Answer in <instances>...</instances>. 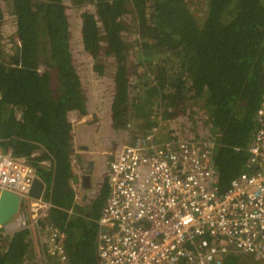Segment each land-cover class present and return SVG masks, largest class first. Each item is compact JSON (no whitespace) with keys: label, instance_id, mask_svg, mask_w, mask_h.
<instances>
[{"label":"trees","instance_id":"trees-1","mask_svg":"<svg viewBox=\"0 0 264 264\" xmlns=\"http://www.w3.org/2000/svg\"><path fill=\"white\" fill-rule=\"evenodd\" d=\"M0 2L10 5L14 17L6 18L0 7V149L23 158L44 184L42 197L52 208L41 225L48 222L64 234L66 263L98 264L97 220L109 186L106 179L95 198L82 204L71 186L68 113L83 115L87 104L72 55L69 0ZM78 8L86 73L95 79L111 75L113 129L131 121L126 144L158 122L166 133L172 124L195 141L212 139V168L223 193L247 171L257 126L264 0H87ZM93 83V90L109 86ZM32 244L27 228L0 229V264H34ZM223 264L261 263L232 253Z\"/></svg>","mask_w":264,"mask_h":264},{"label":"built area","instance_id":"built-area-1","mask_svg":"<svg viewBox=\"0 0 264 264\" xmlns=\"http://www.w3.org/2000/svg\"><path fill=\"white\" fill-rule=\"evenodd\" d=\"M256 119L247 171L221 194L210 138L195 141L172 124L166 133L158 122L115 155L108 152L109 192L97 220L98 264H223L232 253L253 255L264 264V87ZM163 135L168 139L160 140ZM36 178L23 158L0 149V189L20 197L18 213L1 228L35 231L41 260L34 264H67L64 234L48 222L41 225L52 204L42 194H29Z\"/></svg>","mask_w":264,"mask_h":264},{"label":"rangeland","instance_id":"rangeland-1","mask_svg":"<svg viewBox=\"0 0 264 264\" xmlns=\"http://www.w3.org/2000/svg\"><path fill=\"white\" fill-rule=\"evenodd\" d=\"M87 3V0L81 2H77L76 0H69V2H67L66 9H67V13H68V19H69V23H70V34H71V38H70V42L72 45V55L75 56V61H76V65L81 69V78L83 80V96L86 98L87 102L89 103V106L92 107V105L94 104L93 101L99 103L98 107H101L103 110H105V108L108 106L109 101H108V97L111 95V93L113 92V86H112V79H111V75L107 72V73H102L99 77H97L95 79V77L88 76L87 75V67H86V63L83 61L84 57L83 54L81 53V46H80V33H79V19L76 18L75 16V11L77 7H80L78 9H81V5H83L84 3ZM0 7H3L4 9V14L6 16V18H13L14 21V17L10 8V5H8V3H3L0 2ZM11 15V16H10ZM10 20V19H9ZM5 27V24H4ZM12 30V29H11ZM125 37L126 38H131L132 34L131 33H127L125 32ZM130 64H132L131 66L129 65L130 69L132 68L133 70H135L134 68V63H132V60L130 59ZM42 69L44 68L43 66L41 67ZM92 74V73H91ZM105 75V76H103ZM93 80L98 82L99 84H102L103 82H105L106 84H109L108 89H96L93 90L94 86H92ZM92 90V91H91ZM97 105V104H94ZM200 116V115H199ZM94 121H96L95 119H93ZM112 119L111 117H107L106 119L103 120V124H101L100 128L101 129H106L107 132L111 133L110 135V139L108 140L105 135V138H99V140L91 145V149L92 151H94V153L92 154L93 156V160L95 162V164H101L105 161H108V156L107 153L111 152L112 156L113 154L115 155L118 151H119V143L125 145L127 143V141H129L130 139V135H131V131L134 130L133 128V124L131 123V121H129L128 124H126V126L122 127V131L121 133H115V132H111L109 131V129L111 128L109 125H112ZM118 148V149H116ZM104 150L103 153H101L100 151ZM99 160L97 163L96 161ZM108 164V163H107ZM102 180L104 179L105 182V176L104 173L102 175ZM104 182L102 185H100L101 187L104 185ZM98 185V187L93 183V185L88 188V190H82L81 194H85L84 197V201L86 200V198H90L94 195H96V191L98 190V188L100 187ZM100 187V188H101Z\"/></svg>","mask_w":264,"mask_h":264},{"label":"crops","instance_id":"crops-1","mask_svg":"<svg viewBox=\"0 0 264 264\" xmlns=\"http://www.w3.org/2000/svg\"><path fill=\"white\" fill-rule=\"evenodd\" d=\"M75 68H76V71L79 73L81 82L83 83V80L81 78V72H82L81 69L77 65H75ZM83 86H82V88H83ZM112 94H113V92L111 93V95ZM111 95L108 97L109 102L111 100V98H110ZM85 102H86V104L88 103L87 100ZM93 102H94V104H99L95 101H93ZM94 104L90 108L89 103H88L86 105V112L87 113H85L83 115L78 113V112H74V111L70 112L68 114V119H69V121L73 127L72 128V131H73L72 145H73V150H74L73 153H74L75 158L77 159V164H74V163L72 164L73 175L71 178V186L75 192V200H76V202H78L80 204L83 203L81 201L85 197V194H81L82 190H88V188H90L93 185V183L97 187H98V185L100 186L103 184L104 179L102 180V177H103L102 175L104 173V169L108 165L107 163L109 162L110 158H112V157H110L108 161H105L101 164H95V162H94L95 159L93 160L92 154L94 153V151H92L90 146L95 144L99 140V138H105V135H106L105 132H107L106 129L100 128L101 123L103 121H101L100 119L98 120L94 116L93 112L95 111L96 108H98V105L96 106ZM92 114L95 117L96 121L93 120ZM109 126L111 127L109 129V131H111V132L116 131L113 129L112 125H109ZM117 131L115 133H118ZM100 152L103 153L104 150H101ZM98 161L99 160H97L96 163ZM85 175L89 176L88 181H86V185H84V183L82 181V178ZM74 176H76V180L73 178ZM100 187L98 189H100ZM43 191H44V189H43ZM43 191H42V195H43ZM95 193L97 194L98 190ZM91 198H95V195L93 194V196L90 197V201H91ZM1 230L3 232H6V233L12 232L10 227L6 228V229L1 228ZM29 230H30L31 239L33 242L32 248H33V253L35 255L34 262L35 261L40 262L41 255H40V250L38 247V241H39L38 237H37L34 230H32V229H29Z\"/></svg>","mask_w":264,"mask_h":264},{"label":"water","instance_id":"water-1","mask_svg":"<svg viewBox=\"0 0 264 264\" xmlns=\"http://www.w3.org/2000/svg\"><path fill=\"white\" fill-rule=\"evenodd\" d=\"M15 143V141H14ZM76 180V176L73 177ZM89 176L85 175L82 178L84 185L88 181ZM44 189L43 183L40 179L33 180L29 194L31 197L38 198ZM20 209V197L7 190L0 189V228L8 224Z\"/></svg>","mask_w":264,"mask_h":264},{"label":"flooded vegetation","instance_id":"flooded-vegetation-1","mask_svg":"<svg viewBox=\"0 0 264 264\" xmlns=\"http://www.w3.org/2000/svg\"><path fill=\"white\" fill-rule=\"evenodd\" d=\"M40 70H42V68H41V66H40ZM88 104V103H87ZM91 108V107H90ZM93 111V110H92ZM94 113V116L99 120H101V121H103L104 119H106L107 117H111V119H112V112H111V110H110V105L108 104V106L105 108V110H103L101 107H98V108H96L95 109V111L93 112ZM93 116V114H92V118L93 119H95V117ZM113 121V120H112ZM101 124H103V122L101 123ZM121 131H122V129H119L117 132L118 133H121ZM107 139L109 140L111 137H110V133L109 132H107ZM122 146H123V144H120L119 143V150L122 148ZM118 148H116V149H118Z\"/></svg>","mask_w":264,"mask_h":264},{"label":"clouds","instance_id":"clouds-1","mask_svg":"<svg viewBox=\"0 0 264 264\" xmlns=\"http://www.w3.org/2000/svg\"><path fill=\"white\" fill-rule=\"evenodd\" d=\"M1 229V228H0Z\"/></svg>","mask_w":264,"mask_h":264}]
</instances>
